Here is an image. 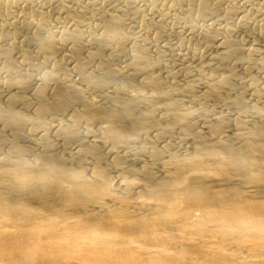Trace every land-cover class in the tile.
Segmentation results:
<instances>
[{
  "label": "bare ground",
  "instance_id": "1",
  "mask_svg": "<svg viewBox=\"0 0 264 264\" xmlns=\"http://www.w3.org/2000/svg\"><path fill=\"white\" fill-rule=\"evenodd\" d=\"M51 1L0 0V264H264V71L204 24L236 6L161 0L215 47L177 84L132 0Z\"/></svg>",
  "mask_w": 264,
  "mask_h": 264
},
{
  "label": "rangeland",
  "instance_id": "2",
  "mask_svg": "<svg viewBox=\"0 0 264 264\" xmlns=\"http://www.w3.org/2000/svg\"><path fill=\"white\" fill-rule=\"evenodd\" d=\"M18 1L20 2L19 4H28L31 7H36V5L37 7L43 6L42 8L45 9L43 11V17L49 26H54L55 23L65 25L66 23H70L67 19L61 17V15L56 14V16L49 13L48 9L51 10L50 8L53 7L51 0ZM224 1L222 0L225 5L236 6L237 12L234 15L235 17L233 16L230 20L227 19L225 22H219L217 20L219 18L216 17L213 19L208 18V23L207 20H205L204 24L205 26H210L209 28H222L225 25L228 27L230 26V29L232 28L233 31L231 30V38H233L240 47L241 56L239 55L240 59L228 58L227 64L229 63L228 65L232 71H234L237 80L242 83V81L244 82L248 77H257V75H260L261 71H264V4H261L264 3V0ZM82 2L84 3L85 0H82ZM109 3H112V1L109 0ZM162 3L163 1L161 2V0H132L134 6H132L133 9L131 10L136 8L139 12H134L135 10L131 12V14H133V19L129 20V22L127 21L128 23L126 22L127 24L124 25L125 29L123 30L136 37H142V35L146 37L145 48L148 49L151 57L158 56V60L156 61L158 66L156 72L165 81L169 80V78L166 79L167 77L172 78V76H174L172 80H175L174 82L178 84L180 81H183L184 75L182 74H186L187 71H189L187 73H190L188 74L190 77H194L195 70L198 68V63L201 57L204 60H206L205 58L207 57L209 58L210 54L214 52L215 47L212 49L213 51H207L204 49L205 42L191 39V37L195 38L193 33L189 31L184 23L181 24L176 18L173 20L174 17L167 8L166 2L164 1V3ZM128 12H130V10ZM161 12L163 13L161 14ZM131 14L129 13L130 16H132ZM209 22L215 23L210 25ZM148 23H159V27L161 25L160 30L158 32L154 29L148 31ZM154 60L156 59L154 58ZM245 62L249 64V70L247 72L242 71ZM31 74L36 75V72H32ZM86 95L87 97L89 96L90 98H93L97 96L98 93L95 92L94 95L93 91L89 90L86 91ZM191 108H193V103ZM219 110L220 108L218 111ZM197 118H199V120L197 119L196 122L199 124L201 119L200 117ZM50 124L51 126L54 125V123ZM177 140L178 139H176V142L179 141Z\"/></svg>",
  "mask_w": 264,
  "mask_h": 264
}]
</instances>
